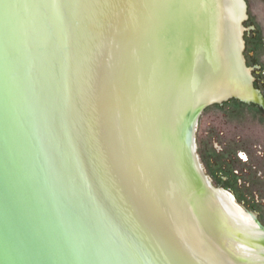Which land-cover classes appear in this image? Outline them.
<instances>
[{
    "label": "water",
    "instance_id": "water-1",
    "mask_svg": "<svg viewBox=\"0 0 264 264\" xmlns=\"http://www.w3.org/2000/svg\"><path fill=\"white\" fill-rule=\"evenodd\" d=\"M241 74L233 0H0V264H264L196 145Z\"/></svg>",
    "mask_w": 264,
    "mask_h": 264
},
{
    "label": "rangeland",
    "instance_id": "rangeland-1",
    "mask_svg": "<svg viewBox=\"0 0 264 264\" xmlns=\"http://www.w3.org/2000/svg\"><path fill=\"white\" fill-rule=\"evenodd\" d=\"M245 2L242 53L247 67L252 69L253 87L264 98V0ZM240 103L229 99L205 108L200 116L198 153L204 154L205 172L215 187L234 193L239 204L264 220V157L259 154L264 150V111L258 105ZM207 125L218 138L205 137L203 130H209ZM238 150L248 152L257 168L242 172L248 164L234 157ZM229 160L233 161L230 165ZM236 169L241 173L237 174Z\"/></svg>",
    "mask_w": 264,
    "mask_h": 264
},
{
    "label": "flooded vegetation",
    "instance_id": "flooded-vegetation-1",
    "mask_svg": "<svg viewBox=\"0 0 264 264\" xmlns=\"http://www.w3.org/2000/svg\"><path fill=\"white\" fill-rule=\"evenodd\" d=\"M244 62H245V58H244ZM245 64H246V62H245ZM246 67H247V65H246ZM247 69H248V75H249V81H250V86H249V88H248V92H249V96H248V99H246V100H244V98H241V97H232V98H230V99H235V100H237V101H239V102H241L240 104H243V105H249V104H255V105H258L259 107H260V109H262L263 111H264V98L259 94V92L253 87V75H252V69H250V68H248L247 67ZM229 100V99H228ZM227 101V100H226ZM225 102V101H224ZM223 103V102H222ZM222 103H215V104H222ZM212 105V104H211ZM205 110V109H204ZM203 110V111H204ZM203 111H202V113H203ZM201 113V114H202ZM201 116V115H200ZM200 116H199V119H198V122H197V126H196V132H195V136H196V145H197V153H198V150H199V144H198V133H199V127H200V124H201V119H200ZM208 127V129H209V125H207ZM252 133L253 132V130H252V128H250L249 129V133ZM206 134V138L207 139H209V138H211V137H213L214 136V138H218V136L217 135H215V134H213V132H212V129L210 128L209 130H203V134ZM238 137L239 136H236V139H238ZM235 138H234V140H236ZM208 153V152H207ZM259 154L260 155H262L263 157H264V150L262 151V152H259ZM204 154L202 153V154H200V153H198V156H199V160H200V163L202 164V168H203V170H204V172H205V169H206V167H205V160H204V156H203ZM234 157L236 158H239L240 160H242L244 163H246V164H248V166H245L246 168L245 169H242V172H247L248 171V168L249 169H256L257 168V166H256V164L254 165L253 164V161H252V163H251V159H252V157L250 156V154H248V152H244V151H241V150H238L237 151V153H235V155H234ZM232 160L234 159V158H231ZM230 159V160H231ZM228 161V164L230 165L233 161ZM227 165V164H226ZM206 173V172H205ZM236 173L237 174H240L241 173V171L240 170H237L236 169ZM263 174V172L261 171L260 172V175H262ZM209 177V176H208ZM227 178H229V176L228 177H226L225 179H227ZM209 179L211 180V182H212V184H213V179L212 178H210L209 177ZM214 185V184H213ZM215 186V185H214ZM217 189H220V191H222V192H224V194H226V195H230V197H231V201L233 202V203H236L240 208H242L243 210H245L246 212H248L241 204H239L238 203V200H237V197H236V195L234 194V193H232V192H229V191H225V190H223L222 188H218V187H216ZM252 217H254V215L252 214V213H250V212H248ZM255 218V217H254ZM256 218L258 219V220H260V222H262V224L264 225V220H261V219H259L257 216H256Z\"/></svg>",
    "mask_w": 264,
    "mask_h": 264
},
{
    "label": "bare ground",
    "instance_id": "bare-ground-1",
    "mask_svg": "<svg viewBox=\"0 0 264 264\" xmlns=\"http://www.w3.org/2000/svg\"><path fill=\"white\" fill-rule=\"evenodd\" d=\"M234 3V40L235 44L242 56V74L239 79V82L236 83L231 88L223 91L220 95H218L214 100H219L222 98H225L229 95L235 94L241 98L248 99L249 92L248 88L250 86L249 81V75H248V69L246 67V64L244 62V56H243V49H244V41H243V24L242 22L246 18V4L244 0H233ZM213 101V100H212ZM216 191V190H215ZM218 196L224 200H227L231 203V197L230 195L224 194L222 191H216ZM236 204V203H233ZM237 205V204H236ZM238 206V205H237Z\"/></svg>",
    "mask_w": 264,
    "mask_h": 264
}]
</instances>
